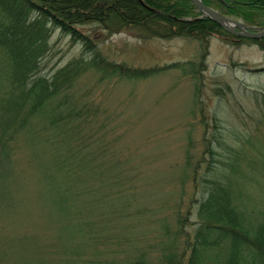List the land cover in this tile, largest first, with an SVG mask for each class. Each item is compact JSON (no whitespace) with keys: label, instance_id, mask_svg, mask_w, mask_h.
Returning a JSON list of instances; mask_svg holds the SVG:
<instances>
[{"label":"rangeland","instance_id":"obj_1","mask_svg":"<svg viewBox=\"0 0 264 264\" xmlns=\"http://www.w3.org/2000/svg\"><path fill=\"white\" fill-rule=\"evenodd\" d=\"M79 28L109 61L143 69L194 61L197 71L133 79L79 66L73 103L90 116L68 127L69 142L41 119L15 146L0 199V264H187L206 179L229 185L241 209L264 211V52L257 44L212 37L204 53L194 39ZM92 57L55 29L41 72ZM217 248L209 255L220 261L224 248Z\"/></svg>","mask_w":264,"mask_h":264},{"label":"trees","instance_id":"obj_2","mask_svg":"<svg viewBox=\"0 0 264 264\" xmlns=\"http://www.w3.org/2000/svg\"><path fill=\"white\" fill-rule=\"evenodd\" d=\"M203 1L249 26H264V0ZM87 24H97L110 35L127 32L144 39H194L204 53H208L212 37L233 45L252 42L264 52V38L247 40L228 33L198 12L191 0H0V199L12 178L19 137L24 135L27 143L29 133L41 126L42 119L44 130L55 129L53 133L69 142L67 137L74 129L68 127L90 116L73 103L79 66L94 67L105 77L133 79L172 68L185 74L197 71L193 61L149 69L109 61L94 50L95 39L79 28ZM55 29L80 41L93 57L85 65L75 60L48 76L41 72V60ZM213 136L215 141H209L206 148L211 156L213 142L220 139L218 132ZM205 184L208 193L198 206L199 221L186 248L187 264H264V211L255 214L241 209L231 187L221 181L206 179ZM217 247L224 248L220 261L209 255ZM170 261L174 264L175 259Z\"/></svg>","mask_w":264,"mask_h":264},{"label":"water","instance_id":"obj_3","mask_svg":"<svg viewBox=\"0 0 264 264\" xmlns=\"http://www.w3.org/2000/svg\"><path fill=\"white\" fill-rule=\"evenodd\" d=\"M196 6L197 10L209 16L217 22L224 30L233 35L248 39H261L264 38V30L256 27L247 26L240 20L221 14L216 9L206 5L203 0H191Z\"/></svg>","mask_w":264,"mask_h":264}]
</instances>
